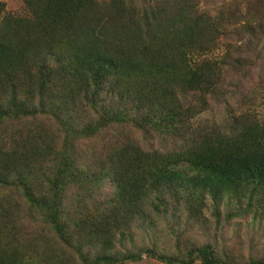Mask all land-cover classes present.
<instances>
[{"label":"trees","instance_id":"16d2710c","mask_svg":"<svg viewBox=\"0 0 264 264\" xmlns=\"http://www.w3.org/2000/svg\"><path fill=\"white\" fill-rule=\"evenodd\" d=\"M22 1L0 0V264H264L225 237L264 227V108L241 92L264 0Z\"/></svg>","mask_w":264,"mask_h":264},{"label":"rangeland","instance_id":"374dc122","mask_svg":"<svg viewBox=\"0 0 264 264\" xmlns=\"http://www.w3.org/2000/svg\"><path fill=\"white\" fill-rule=\"evenodd\" d=\"M7 3V7L9 10L13 12H20L23 10V1L22 0H3ZM217 1V0H216ZM222 0H218L216 3L209 2V0H203L201 1V8L206 10H214L215 7L221 2ZM246 0H239L240 3H243ZM241 9L243 11H246L247 6H242ZM239 35L235 34L234 38H226L224 42L231 41L234 46H237L238 44L241 45L243 43L242 40H248V38H244L242 40H239L237 37ZM236 43V45H235ZM263 44V43H262ZM221 51L226 50V45H221ZM260 65L256 67H252L251 75L250 77L244 82V87L241 88V92L243 95L247 94L248 92H253L254 95H257L259 97V105L264 108V53L261 57V60L259 61ZM245 90V91H244ZM225 105L221 103H215L212 111L207 112V116H214L218 115L216 120H219L222 118V113L224 112ZM110 193V192H109ZM20 224H24V221H20ZM227 239V245H232V248L235 249V252L238 253H245L250 254V250L254 249L256 254L260 257H264V227L263 225H257L251 218H248V220L243 219L241 224L235 225L234 227H231V225L228 227L227 234L225 235ZM169 245V248H172V245L170 244L169 239L163 238ZM136 242V237H135ZM138 241V247L139 249L142 248V244H144V238L143 236H140L137 238ZM199 242H203V238H198ZM163 245V244H162ZM151 259H148L147 254H144V260L139 263H129V264H166L164 262H159L156 260L150 261Z\"/></svg>","mask_w":264,"mask_h":264}]
</instances>
